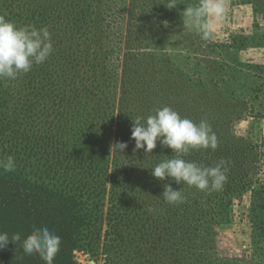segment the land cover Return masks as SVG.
I'll list each match as a JSON object with an SVG mask.
<instances>
[{
	"label": "trees",
	"instance_id": "trees-1",
	"mask_svg": "<svg viewBox=\"0 0 264 264\" xmlns=\"http://www.w3.org/2000/svg\"><path fill=\"white\" fill-rule=\"evenodd\" d=\"M121 1L119 9L105 7L96 38L94 0H0L6 19L47 27L54 49L28 73L0 79V161L12 156L16 164L13 172L0 168V232H18L23 240L34 227H47L61 237L53 264H79L75 250L99 257L102 243L108 264H264V144L234 135V96L219 87L215 99L191 92L193 80L171 68L161 72L152 56L139 52L147 22L156 32L151 41L160 38L166 0H153L157 16L147 19L137 0L126 12ZM180 1L181 11L192 6ZM252 2L264 13V0ZM217 42L200 36L196 48L214 49ZM197 81L202 88L204 80ZM163 106L211 125L217 148L192 150L184 159L202 167L223 161L222 189L154 178L151 168L172 158L159 141L150 154L134 152L133 121ZM116 142L127 148L116 151ZM165 184L185 202L167 204ZM234 206L251 227L250 247L238 254L219 245V227ZM21 243L0 250V264H45L25 255Z\"/></svg>",
	"mask_w": 264,
	"mask_h": 264
},
{
	"label": "rangeland",
	"instance_id": "rangeland-1",
	"mask_svg": "<svg viewBox=\"0 0 264 264\" xmlns=\"http://www.w3.org/2000/svg\"><path fill=\"white\" fill-rule=\"evenodd\" d=\"M132 1L126 0L125 12ZM189 1L192 2V6L199 4V0ZM252 1L224 0L226 12L223 19L215 21L209 18L211 23L209 39L211 41L217 39L219 42L214 49L208 46L202 52L197 50L196 45L201 35L184 27L180 0H176L175 7L168 8L159 16V21L164 25L162 33H159L160 38H153L151 41L150 34L156 32L148 28L151 23L147 22L146 32L144 35L139 34L137 39L142 40L147 36L146 45L142 46L139 52L152 56L161 72H166L168 69L170 71L171 68V71L174 69L182 72L184 80H193L195 86L190 88L191 92L201 89L207 93H204V96L215 99L216 97H213L215 88L219 87L225 94L234 96L230 110L234 112V135L262 145L264 144V13ZM120 2L122 1L94 0L92 22H94L96 38H99L97 28L100 27L101 13L105 7L112 10L119 9ZM137 2L140 6L139 11L145 15L144 19H147V16L151 18L157 16L156 11L152 9L153 0H137ZM141 8H144V11ZM141 18H137L140 26L144 25V19L141 21ZM154 25L157 24L154 22ZM166 32H169L168 38L164 37ZM167 60L172 62L170 67L166 64ZM200 78L204 80L202 88L197 81ZM216 102L220 104L221 100ZM219 231V245L222 251L238 254L249 249L251 227L239 207L232 208L230 221L220 225ZM99 252V257L93 256L86 250H75L74 255L79 264H108L111 259L108 246L102 243Z\"/></svg>",
	"mask_w": 264,
	"mask_h": 264
},
{
	"label": "clouds",
	"instance_id": "clouds-1",
	"mask_svg": "<svg viewBox=\"0 0 264 264\" xmlns=\"http://www.w3.org/2000/svg\"><path fill=\"white\" fill-rule=\"evenodd\" d=\"M176 4V0H166L169 9ZM225 12L224 0H199L198 5L184 9L183 24L207 40L211 35L209 18L220 21ZM53 50L47 27L17 25L0 15V79L15 80L21 74L28 73L34 65L44 63ZM131 138L135 142L134 152L143 149L145 154H150L157 147L158 141L162 148L171 150L172 158L162 160L151 168V175L158 180L171 178L176 184H186L200 191L220 190L227 180V169L223 167V161L215 167H202L184 159L192 150L217 148V136L207 120L202 119L196 123L182 118L172 108L163 106L146 118L137 116L132 123ZM112 147L122 152L127 148V143L116 142ZM15 167L12 156H8L6 161H0V168L5 172H13ZM161 197L170 205L185 202L182 192L173 190L170 184L164 185ZM148 211L154 213L157 209L150 206ZM21 241L25 255H38L45 264H53L61 247V237L47 227H34L23 240L18 232L11 236L7 232H0V250L5 249L9 243Z\"/></svg>",
	"mask_w": 264,
	"mask_h": 264
}]
</instances>
